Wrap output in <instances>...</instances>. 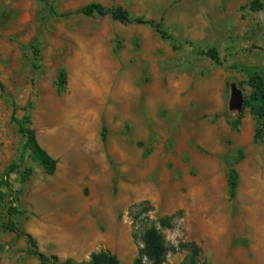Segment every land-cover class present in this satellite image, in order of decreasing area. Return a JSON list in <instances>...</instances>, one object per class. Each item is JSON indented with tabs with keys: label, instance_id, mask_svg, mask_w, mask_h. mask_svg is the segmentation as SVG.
<instances>
[{
	"label": "rangeland",
	"instance_id": "obj_1",
	"mask_svg": "<svg viewBox=\"0 0 264 264\" xmlns=\"http://www.w3.org/2000/svg\"><path fill=\"white\" fill-rule=\"evenodd\" d=\"M45 2L0 0L7 94L0 92V177L23 157L10 175L22 212L13 221L40 252L71 264L100 251L120 264H147L148 227L162 237V264H264V129L256 140L254 115L264 103L250 98L247 85L252 75L264 79V0ZM91 3L161 21L173 40L149 26L72 14ZM48 6L59 16L48 15ZM209 48L217 61L200 53ZM233 91L243 98L237 109L229 106ZM12 100L16 117L31 116L37 142L56 160L53 175L23 149ZM81 133L86 150L68 148ZM1 191L0 264H38L25 241L4 229L10 197Z\"/></svg>",
	"mask_w": 264,
	"mask_h": 264
},
{
	"label": "trees",
	"instance_id": "obj_2",
	"mask_svg": "<svg viewBox=\"0 0 264 264\" xmlns=\"http://www.w3.org/2000/svg\"><path fill=\"white\" fill-rule=\"evenodd\" d=\"M38 2L47 5L45 0H38ZM74 15H82L85 17H105L108 16L112 21L118 22L123 25L135 24L144 25L153 28L161 38L171 39L163 28L161 21H153L145 19L143 17H132L130 13L120 6H112L110 8H104L98 3H91L85 7L72 13ZM48 15L59 16L56 14L51 6H48ZM69 14L62 15V17ZM34 52V60L38 58V48L36 45H31ZM202 55L207 56L212 61L218 60V52L215 48H209L200 52ZM247 85L251 89L250 98L254 101H262L264 103V79L257 75H252L248 78ZM56 91L61 94L66 88V73L64 69H61L55 81ZM0 92L2 96H7L4 86L0 83ZM11 121L16 125L18 133L24 138L23 149L30 152V158L33 162L37 163L46 175H53L56 171L57 162L53 159L37 142L34 130L30 127L31 116L25 115L22 119L16 117L17 106L15 102L11 101ZM254 115L260 120V124L256 129L255 139L258 140L261 137V133L264 129V105L261 108L254 110ZM102 140H105V129H102ZM23 161V157L20 158L16 164H11L6 167L0 177V200L2 198L1 188L4 187L9 192V203L5 208V227L4 229L12 233L15 237L23 239L26 243V252L29 256L35 258L38 264H71L70 261H61L57 256H46L38 250L35 239L27 232L23 231L14 221L13 216L22 214L18 211L17 203L18 193L10 183V175L20 168ZM29 170L25 169L22 174V181L27 180ZM238 174L235 169L230 170L228 173V194L230 199L235 197V190L237 187ZM142 255L147 260V264H162L165 256V246L162 237L155 227H148L142 238ZM87 264H120L117 257L107 251H100L92 253ZM136 264H141L139 260H136Z\"/></svg>",
	"mask_w": 264,
	"mask_h": 264
},
{
	"label": "bare ground",
	"instance_id": "obj_3",
	"mask_svg": "<svg viewBox=\"0 0 264 264\" xmlns=\"http://www.w3.org/2000/svg\"><path fill=\"white\" fill-rule=\"evenodd\" d=\"M73 120L71 119V118H69V119H67L66 121H65V126H63L64 127V129H63V131H59V134H61V137L63 136L64 138H66L67 136H68V133L71 131V125H70V123L72 122ZM68 125H70V126H68ZM55 132V131H54ZM61 132V133H60ZM50 135V134H49ZM58 132H55V133H53V139H55V140H58L59 138H58ZM71 140V141H70ZM69 141V143H68V148L70 147V146H72V145H80V147L83 149H85L86 147H88L87 145H88V140H87V136L86 135H83L82 133L79 135V136H77V135H75V137L73 138V139H69L68 140ZM64 143H65V141H63V144H62V147L65 149V145H64ZM58 144H61V143H59L58 142ZM67 148V147H66ZM86 150V149H85ZM90 150H91V148H90ZM61 151V150H60Z\"/></svg>",
	"mask_w": 264,
	"mask_h": 264
},
{
	"label": "water",
	"instance_id": "obj_4",
	"mask_svg": "<svg viewBox=\"0 0 264 264\" xmlns=\"http://www.w3.org/2000/svg\"><path fill=\"white\" fill-rule=\"evenodd\" d=\"M242 102H243V98H242L241 93L238 91H233L230 97V102H229L230 108H233V109L240 108V106L242 105Z\"/></svg>",
	"mask_w": 264,
	"mask_h": 264
}]
</instances>
